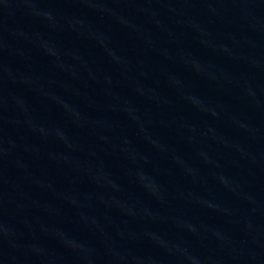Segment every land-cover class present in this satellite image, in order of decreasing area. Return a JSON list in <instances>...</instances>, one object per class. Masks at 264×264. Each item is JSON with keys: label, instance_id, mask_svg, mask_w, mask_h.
I'll list each match as a JSON object with an SVG mask.
<instances>
[{"label": "water", "instance_id": "1", "mask_svg": "<svg viewBox=\"0 0 264 264\" xmlns=\"http://www.w3.org/2000/svg\"><path fill=\"white\" fill-rule=\"evenodd\" d=\"M264 261V0H0V264Z\"/></svg>", "mask_w": 264, "mask_h": 264}]
</instances>
